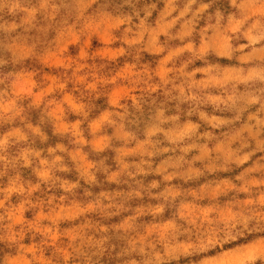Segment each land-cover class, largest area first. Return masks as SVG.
<instances>
[{
	"label": "rangeland",
	"instance_id": "1",
	"mask_svg": "<svg viewBox=\"0 0 264 264\" xmlns=\"http://www.w3.org/2000/svg\"><path fill=\"white\" fill-rule=\"evenodd\" d=\"M0 264H264V0H0Z\"/></svg>",
	"mask_w": 264,
	"mask_h": 264
}]
</instances>
